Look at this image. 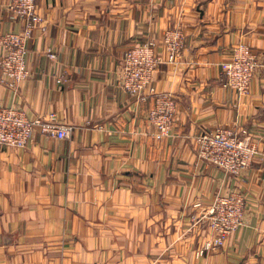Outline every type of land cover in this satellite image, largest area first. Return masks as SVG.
<instances>
[{"label":"crops","instance_id":"crops-1","mask_svg":"<svg viewBox=\"0 0 264 264\" xmlns=\"http://www.w3.org/2000/svg\"><path fill=\"white\" fill-rule=\"evenodd\" d=\"M0 0V35L22 21ZM29 79H0V105L30 119L55 112L68 138L37 131L25 147H0V264H264V171L256 159L227 175L198 159L196 136L226 126L264 151V0H37ZM180 28L185 49L167 61L162 36ZM155 40L160 91L178 111L171 135L148 121L120 86L127 50ZM244 42L259 67L248 95L222 84L223 63ZM57 53L51 61L47 53ZM64 79L63 82L58 80ZM241 191L244 225L224 245L204 214L216 194ZM196 217V220H192Z\"/></svg>","mask_w":264,"mask_h":264},{"label":"built area","instance_id":"built-area-1","mask_svg":"<svg viewBox=\"0 0 264 264\" xmlns=\"http://www.w3.org/2000/svg\"><path fill=\"white\" fill-rule=\"evenodd\" d=\"M6 8L22 21V28L0 35V79L16 88L32 74L26 65L28 43L34 28L43 18L37 12V0H11ZM185 42L186 35L180 28L163 33L162 44L169 63L180 60ZM158 51L155 40L127 50L119 69V83L130 97L139 102L153 97L154 107L148 113V121L153 128L152 134L163 139L171 135L178 104L173 93L156 87L155 74L162 62ZM47 55L51 61H56V52L49 51ZM258 67V55L252 47L244 42L236 44L231 58L223 63V86L234 89L240 96L248 95ZM58 81L63 82L64 79ZM71 130L72 127L62 123L55 112L30 119L20 108L0 105V147H25L37 131L50 137L68 138ZM243 134L226 126L203 129L196 136L198 159L215 165L227 175H239L259 159L264 171V151L250 141L246 131ZM246 202L245 195L236 189L216 194L204 214L213 236L198 251L199 255L223 246L226 239L244 225ZM196 219L193 217L192 220Z\"/></svg>","mask_w":264,"mask_h":264}]
</instances>
